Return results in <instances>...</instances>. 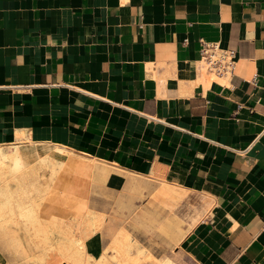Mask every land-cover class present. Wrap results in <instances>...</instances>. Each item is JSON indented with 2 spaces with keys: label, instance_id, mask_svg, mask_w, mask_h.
I'll return each instance as SVG.
<instances>
[{
  "label": "crops",
  "instance_id": "0c3cea01",
  "mask_svg": "<svg viewBox=\"0 0 264 264\" xmlns=\"http://www.w3.org/2000/svg\"><path fill=\"white\" fill-rule=\"evenodd\" d=\"M18 132L95 158L141 264H264V0H0V145Z\"/></svg>",
  "mask_w": 264,
  "mask_h": 264
},
{
  "label": "bare ground",
  "instance_id": "6f19581e",
  "mask_svg": "<svg viewBox=\"0 0 264 264\" xmlns=\"http://www.w3.org/2000/svg\"><path fill=\"white\" fill-rule=\"evenodd\" d=\"M211 78L220 80L215 72ZM64 146L40 144L24 132L2 144L0 238L24 254L38 250L49 264H141L148 251L124 227L100 256L89 248L92 233L84 212L90 207L95 158H69ZM156 261L176 264L168 257Z\"/></svg>",
  "mask_w": 264,
  "mask_h": 264
},
{
  "label": "rangeland",
  "instance_id": "374dc122",
  "mask_svg": "<svg viewBox=\"0 0 264 264\" xmlns=\"http://www.w3.org/2000/svg\"><path fill=\"white\" fill-rule=\"evenodd\" d=\"M88 198L89 206L93 210L102 212L105 218V222L99 228V221L98 218L94 215L93 210L89 207L84 212V224L86 227H88V231L92 233V237L89 240V248L92 249L96 246L98 247L97 240H100V249H105L109 244V235L107 234V227L112 224H114L115 227L121 224H126V217L118 216L110 212L113 211V207L111 208V204L113 202L112 199L114 198V195H111L110 193L106 192L102 188V186L96 182V180L93 182V186L91 188ZM149 206H151L150 202ZM184 207L187 206L184 205ZM156 247L157 246H155V253L159 254L161 250L160 248ZM26 253L24 254L18 251L16 248L11 247V245L4 243L3 240L0 238V264H37L38 261V264H49L47 263L48 260H41L39 258L40 254H38V250L28 249ZM61 264L67 263L62 262Z\"/></svg>",
  "mask_w": 264,
  "mask_h": 264
},
{
  "label": "built area",
  "instance_id": "2783aa9c",
  "mask_svg": "<svg viewBox=\"0 0 264 264\" xmlns=\"http://www.w3.org/2000/svg\"><path fill=\"white\" fill-rule=\"evenodd\" d=\"M201 58L211 71L218 74H233L238 59L234 48L222 47L218 42L201 41Z\"/></svg>",
  "mask_w": 264,
  "mask_h": 264
}]
</instances>
